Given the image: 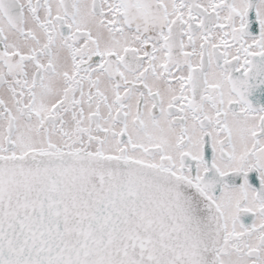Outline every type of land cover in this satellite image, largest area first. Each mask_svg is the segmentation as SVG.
<instances>
[{
	"label": "snow or ice",
	"instance_id": "snow-or-ice-1",
	"mask_svg": "<svg viewBox=\"0 0 264 264\" xmlns=\"http://www.w3.org/2000/svg\"><path fill=\"white\" fill-rule=\"evenodd\" d=\"M0 264H264V0H0Z\"/></svg>",
	"mask_w": 264,
	"mask_h": 264
}]
</instances>
